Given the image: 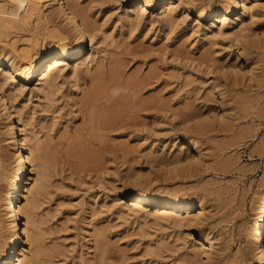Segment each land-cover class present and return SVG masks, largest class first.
<instances>
[{"label": "rangeland", "instance_id": "obj_1", "mask_svg": "<svg viewBox=\"0 0 264 264\" xmlns=\"http://www.w3.org/2000/svg\"><path fill=\"white\" fill-rule=\"evenodd\" d=\"M76 2L94 25L97 54L88 72L75 77L67 68L48 96L28 93L26 87L15 101L50 147L33 210L42 246L36 264H194L188 253L197 231L175 222L185 214L175 218L149 208L144 216L121 209L122 201L129 204L126 188L189 200L202 196L206 218L201 233L223 248L213 264H252L247 232L256 213L255 198L264 191V50L248 49L244 58L243 44L232 30L205 37L213 20H198L194 10L182 5L169 26L150 21L160 17L162 5L147 9L137 21L123 18L125 10L136 7L126 0ZM240 13L237 7L229 20ZM254 21L252 28L262 37L264 16ZM67 39L72 47L75 37ZM232 66L238 83L234 74L221 73V67ZM112 69L117 75L111 76ZM96 81L103 91L86 103L84 95ZM111 106L120 112L110 119L99 117L102 108ZM196 113L202 118L184 130L183 121ZM199 127L205 130L199 132ZM183 134L197 142L200 161L157 167L158 160L169 158L161 153L179 149L180 157L188 154L180 146ZM7 138L0 112V162L10 170L14 151ZM79 139L91 157L72 149ZM32 167L23 186L28 177L37 176ZM3 189L0 182V236L6 239ZM20 202L24 204V196ZM21 247L27 253L32 248L27 241Z\"/></svg>", "mask_w": 264, "mask_h": 264}, {"label": "bare ground", "instance_id": "obj_2", "mask_svg": "<svg viewBox=\"0 0 264 264\" xmlns=\"http://www.w3.org/2000/svg\"><path fill=\"white\" fill-rule=\"evenodd\" d=\"M126 1L129 5L136 6L134 9L123 12L122 16L126 20H141L147 9L162 5L160 17H150V21H160L170 26L175 21L176 10L182 5L186 10H194L198 20H213L212 24L205 28V37L211 38L232 30L235 40L243 44L241 54L244 58L248 56V49L264 50L262 38L264 34L261 33L263 34L261 37L252 28L255 17L264 16V0H207L205 5H196V0ZM237 7H240L241 13L234 21H230L229 15ZM260 10H263L262 14L259 13ZM61 22L64 26L60 25ZM92 25L86 12L79 7L76 0H0V112L7 128L8 146L14 151L13 165L10 170H7L0 162V182L4 187L1 191V208L8 224L7 238L3 239L0 236L3 239H0V261L4 264H36L37 254L42 246L33 210L37 195L44 186L45 176H42L44 174L42 166L50 148L45 145L46 143L41 142L34 131L32 119L26 116L27 114L21 113V108L19 111L15 101L26 87H28V93L48 96L53 92L55 80L63 77L67 68L71 76L76 77L78 72L87 73L89 65L97 54V49L94 47L96 42L93 35L94 25ZM69 35L76 39L72 47L67 45ZM87 41L91 46L89 54H87ZM77 60L76 64H69ZM252 71L253 69H248L249 74H252ZM110 72L111 76L117 75V70L112 69ZM221 73L234 74L237 80L235 83H238L237 69L233 66L221 67ZM34 81H36L35 85L33 84L34 87L29 88ZM220 87L219 85L218 95L220 103L223 104L226 97ZM90 88L83 98L86 103H92L98 99L103 91V85L99 81L94 82ZM119 110L111 106L102 108L98 114L101 118L110 119L116 116ZM201 115L203 114L196 113L186 118L187 120L183 121V129L186 130L193 122L200 119ZM204 130L205 127H199V132ZM81 141L82 139H79L80 143L78 142L76 146L74 142L72 149L78 147V153L88 156L86 153L90 149L86 148L88 149L86 150ZM180 146H184L188 154L180 157L179 149H174L171 153H161V157L169 158L158 160L157 167L178 168L200 161L198 144L195 140L183 134ZM91 154H89L90 157ZM29 164L37 170V176L33 180L28 177L23 186ZM143 183L148 185L147 181ZM23 196L25 202L21 204L20 199ZM124 197L129 204L122 201L119 204L121 209L141 213L144 216L149 215V208L155 209L160 214L174 217H181L184 213L185 217L175 222L191 226L197 231L196 237H193L190 243L188 261L194 264L217 262L216 258L223 248L214 245L211 238L202 234L199 228L206 218L205 200L202 196L189 200L183 195H152L126 188ZM255 199L256 213L253 224L247 232V242L253 255L252 264H264V191L260 192ZM24 241L32 246L29 253L21 247Z\"/></svg>", "mask_w": 264, "mask_h": 264}, {"label": "snow or ice", "instance_id": "obj_3", "mask_svg": "<svg viewBox=\"0 0 264 264\" xmlns=\"http://www.w3.org/2000/svg\"><path fill=\"white\" fill-rule=\"evenodd\" d=\"M21 6H23V5H21ZM0 264H4V262L3 261H0Z\"/></svg>", "mask_w": 264, "mask_h": 264}]
</instances>
